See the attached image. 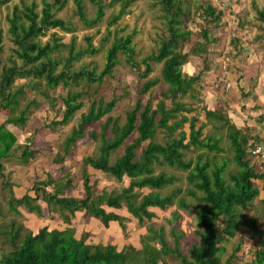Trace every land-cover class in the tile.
Segmentation results:
<instances>
[{
	"label": "trees",
	"instance_id": "16d2710c",
	"mask_svg": "<svg viewBox=\"0 0 264 264\" xmlns=\"http://www.w3.org/2000/svg\"><path fill=\"white\" fill-rule=\"evenodd\" d=\"M6 1L0 0V6ZM88 1L95 8L94 15L88 17L81 2H78L77 13L89 26L96 25L102 19L105 8L117 5L116 11L108 21L110 26L129 12L135 0ZM41 2L39 11H36L37 3L34 0L24 4L22 9L15 7L8 19L12 41L16 45L14 51L23 63L18 66L12 61L9 65L0 66V109L7 111L4 122L0 123V158L8 155L17 140L6 124L24 128L31 112L30 104L23 106L22 103L25 85L15 86V79H36L31 84H26L32 89H38L40 79H43L47 89L56 88L58 85L69 87L61 99L64 106L62 117L52 123L66 125L78 112L79 120L61 144L63 154L52 159L56 164L65 160L77 140L86 135L87 127L100 121L114 108L118 100L117 96H112L107 101L102 97L92 98L83 109L82 92L71 89L72 85L79 86L82 81L100 84L104 76L112 74L119 62V53L129 66L138 71L143 81L137 88L138 97L125 112L124 121L119 123L118 118L107 116L100 126L101 140L97 153L82 157V197L65 193L72 187L70 177L54 178L52 174H47V178L39 181V185L33 188V197L27 193L16 197L11 192L8 199L9 209L19 213L17 206L23 205L29 212L41 216L43 209L37 202V199H40L46 204L49 212L56 213L66 224H70L76 211H82L83 214L98 219L105 227L110 221H116L125 231L126 218L115 211L107 210V207L124 208L137 219L139 225H144L155 216L152 207L163 210L176 204L171 217L165 219L169 225L168 233L172 243H169L166 237L164 226L155 228L152 223L139 238L140 248L128 244L118 250L110 243L92 244L86 241L85 236L77 238L71 226L62 229H49L44 226L33 233L22 224L18 225L12 221L4 235L9 249L1 254L0 264H158L165 262V258L170 255L178 258V264H239L230 259L220 262V254L225 250L221 241L226 237L235 236L242 226L239 220L240 210L247 208L260 194L254 180L264 179V174L250 165L248 154L255 143L261 144V141L255 134L248 135L242 128L237 127L219 106L212 109L203 108L205 120L196 125L197 115L188 116V113L194 110L193 107L181 99L185 95L195 97V86L199 79L198 74L186 75L182 71V66L188 61V55L205 51L207 45L216 38L211 36L207 28H202L199 31L200 39L196 40L189 50L184 51V46L191 41V31L184 26L187 15L185 0H159L160 16L163 18L167 34L160 36L154 51L139 61L135 60L133 38L136 31L118 34L115 30L109 46L104 50V65L100 72L96 73L94 69L85 66L72 70L73 62L86 53L96 54L100 46L92 45L90 37H86V46L78 49L73 36L68 46V57L64 62L52 60L49 53L59 46L56 37L44 43H41L38 37L44 35L49 27L71 28L51 12L52 7L59 2L62 4L63 0ZM196 8L200 9L206 20L218 23L221 11L211 2L206 0L197 4ZM110 35L112 31L107 27L106 34L101 38V45ZM1 52L0 28V54ZM151 62L161 63L160 77L148 76L153 70ZM59 63L62 64L61 68L56 70ZM140 64L144 65L143 70H140ZM160 81L166 83V88L161 91V98L154 105L150 98L142 101V96ZM166 100H169V103H166ZM30 103L39 106L34 99ZM187 122L188 132L183 128ZM206 125H210L214 131L202 136V129ZM157 129L166 133L167 139L164 143L153 140ZM108 130L111 136H106ZM219 131H224V134L217 133ZM222 136L228 140L231 155L220 156L217 161L213 155L208 154L219 155L226 151L221 145ZM128 138L130 141H127ZM250 138H253L255 143L249 145ZM147 140L146 145L138 152L142 143ZM121 146L122 153L111 160L112 155ZM187 151L198 152L194 158H185ZM34 156L35 149H28L25 145L21 154L22 161L28 163ZM230 164H233L234 170L229 168ZM161 165L184 171L189 185L184 188L173 186L177 176L164 171L156 172V167ZM87 166L118 181L128 177V183L118 190L102 189L95 193ZM168 186H172L170 191L162 194L160 190ZM142 188H148L149 191L143 193ZM187 196L195 198L198 204L191 207ZM260 200L264 205V197ZM178 208L191 211L195 216L198 243L192 244L186 252L179 249V239L183 233L174 225L180 217ZM219 219L224 223L220 228L217 226ZM243 220H246L244 225L247 226L248 234L258 238V245L245 264H264V230L258 227L255 217H245ZM237 250L238 246L235 251Z\"/></svg>",
	"mask_w": 264,
	"mask_h": 264
},
{
	"label": "rangeland",
	"instance_id": "374dc122",
	"mask_svg": "<svg viewBox=\"0 0 264 264\" xmlns=\"http://www.w3.org/2000/svg\"><path fill=\"white\" fill-rule=\"evenodd\" d=\"M31 1L33 0H7L0 6V28L2 30L0 66L9 65L12 61L18 66L23 63L14 51L16 45L12 41L8 19L15 7L22 9L24 4H29ZM34 1L37 3L36 11H39L42 0ZM47 1L53 2L54 0ZM205 1L185 0L187 15L184 19V26L191 31V41L184 46V51L189 50L192 44L200 39L199 31L202 28H207L216 40L211 41L205 51L188 55V61L182 66V71L186 75L198 74L199 79L195 86V97L185 95L181 99L193 107L194 110L188 113V116L197 115L196 125L205 120L203 108L212 109L219 106L237 127L242 128L248 135L253 136L255 134L258 136L264 146V117L260 116L261 113L264 114V104H262L264 102V0H208L217 10L221 11L220 19L216 24L206 20L200 9L196 8L197 4H202ZM78 2H81L80 4L88 17L94 15L95 8L88 0H63L62 4L56 3L51 12L54 17L61 18L66 26L71 29L49 27L45 30L44 35L38 37L41 43L56 37L59 46L52 50L49 55L52 60L62 63L68 57V46L73 36L75 46L78 49L86 46V37H90L92 45L100 46L96 54L86 53L78 61L73 62L72 70H78L85 66L88 69H94L96 73L100 72L104 65V50L109 46L115 30L118 34L136 31L133 44L134 58L138 61L154 51L160 36L167 34L163 25V18L160 16L159 0H135L131 4L129 12L123 15L116 24L110 26H108V21L116 11L117 5L105 8L102 19L96 25L89 26L77 13ZM107 27L112 31V35L101 45V38L106 34ZM61 65L59 63L56 70L60 69ZM151 65L153 70L148 76L160 77L161 63L151 62ZM143 69L144 65L140 64V70ZM33 80L36 79L20 78L14 81L15 86L25 85V96L22 103L23 106L30 104L31 112L24 128L6 124L14 132L17 140L8 155L0 158V256L9 249L8 243L4 240V235L12 221L18 225L22 224L33 233L44 226L49 229H62L71 226L74 228L77 238L85 236L86 241L92 244L110 243L115 245L118 250L128 244L140 248L139 238L146 233V227L152 223L155 228L163 225L166 237L169 243H172V238L168 233L169 225L165 219L171 217V212L177 207L176 204L163 210L152 207L155 216L152 217L151 221H146L144 225H139L137 219L124 208L112 209L107 207V210L115 211L126 218L124 221L125 231L116 221H110L105 227L98 219L89 217L82 211H76L70 220V224H66L56 213L49 212L46 204L40 199H37V202L43 209L41 216L35 212H29L23 205L17 206L19 213L9 209L8 199L11 192L16 197H21L24 193L33 197L35 195L33 188L39 185V181L47 178V174H52L54 178L70 177L72 187L65 193L82 197L84 195L80 178L82 157L97 153L101 140L100 126L107 116L118 118L119 123L124 121L125 112L138 97L137 88L143 81L138 75V71L129 66L124 61L123 55L119 53V62L112 74L104 76L100 84L82 81L79 86L72 85L71 89L82 92L83 109L87 107L92 98L102 97L107 101L112 96H117L118 100L114 108L100 121L87 127L86 135L77 140L65 160L61 164H56L52 162V159L63 154L61 144L71 128L78 123L79 112L66 125L53 124V121L62 117L64 106L61 99L69 87L65 88L58 85L56 88L47 89L43 79H40L38 89H32L26 84H31L34 82ZM165 88L166 83L160 81L150 92L142 96V101L145 102L146 99L150 98L154 105L161 98V91ZM32 99L38 102V107L31 105ZM166 103H169V100H166ZM6 115L7 111L0 109V123L4 122ZM183 128L188 132V122L184 124ZM212 131L214 129L210 125H206L202 129V136ZM220 132L222 131L217 133ZM106 136H111L109 130L106 132ZM166 139V133L157 129L153 140L164 143ZM127 141L130 139L128 138ZM147 142L148 140L142 143L138 152ZM253 143H255L254 139L250 138L249 145ZM25 145L28 146V149H35L34 158L28 163L21 159L22 149ZM221 145L226 148L225 152L219 155L208 154L209 156L213 155L214 160L219 161L220 156L231 155L228 149V140L223 136L221 137ZM122 150L123 146L112 155L111 160L120 155ZM197 152L187 151L185 158H194ZM248 158L250 165L264 174V157H256L249 153ZM229 168L235 169L233 164H230ZM86 169L95 193H99L102 189L118 190L122 185L128 183V177H123L121 181H118L90 166H87ZM158 171L175 174L177 180L173 186L184 188L189 185L185 177L186 173L182 170L161 165L156 167V172ZM5 183L6 185H4ZM263 183L264 179L254 180V185L260 189V194L247 208L240 210L241 218L239 220L242 226L236 231L235 236L226 237L221 241L225 250L220 254V262L230 259L233 262L245 264L252 257V252L258 245V238L256 235L248 234L247 226L244 225L246 220L244 221L243 218L255 217L258 227L264 230V205L260 200L264 197ZM46 188L49 189V187ZM171 188L172 186L165 187L160 192L166 194ZM141 191L145 193L149 189L142 188ZM186 199L191 203V207L198 204L193 197L187 196ZM177 210L180 217L174 222V225L183 233L179 239V249L186 252L192 244L198 243V236L195 233V216L191 211L179 208ZM223 225V221L219 219L217 226L220 228ZM237 246L238 250L235 251ZM158 264H178V258L170 255L165 258V262Z\"/></svg>",
	"mask_w": 264,
	"mask_h": 264
},
{
	"label": "built area",
	"instance_id": "2783aa9c",
	"mask_svg": "<svg viewBox=\"0 0 264 264\" xmlns=\"http://www.w3.org/2000/svg\"><path fill=\"white\" fill-rule=\"evenodd\" d=\"M250 153L256 157H264V146L262 144H256L251 150Z\"/></svg>",
	"mask_w": 264,
	"mask_h": 264
},
{
	"label": "crops",
	"instance_id": "0c3cea01",
	"mask_svg": "<svg viewBox=\"0 0 264 264\" xmlns=\"http://www.w3.org/2000/svg\"><path fill=\"white\" fill-rule=\"evenodd\" d=\"M262 104H264V102L262 103ZM258 114V113H257ZM260 116H263L264 117V114L263 113H261L260 114ZM261 135L263 134V132L262 133H260Z\"/></svg>",
	"mask_w": 264,
	"mask_h": 264
}]
</instances>
